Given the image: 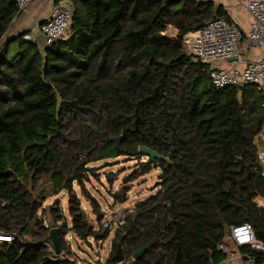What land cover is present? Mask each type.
<instances>
[{
    "label": "trees",
    "instance_id": "1",
    "mask_svg": "<svg viewBox=\"0 0 264 264\" xmlns=\"http://www.w3.org/2000/svg\"><path fill=\"white\" fill-rule=\"evenodd\" d=\"M70 1L69 35L41 48L26 38L30 30L10 34L21 13L14 0H0V229L13 236L0 242V264H72L68 233L81 241L109 237L107 227L91 223L76 185L102 222L101 205L86 189L95 172L90 165L120 156L140 160L127 185L153 167L161 172L157 191L127 209L125 225L114 231L109 264H120L113 258L118 244L122 264H219L226 255L218 244L245 221L264 242V206L257 201L264 199L262 96L251 84L214 87L210 66L183 43L213 19L232 22L224 6ZM141 146L168 161H141ZM49 215L60 228V254ZM246 251L264 263L263 254Z\"/></svg>",
    "mask_w": 264,
    "mask_h": 264
},
{
    "label": "built area",
    "instance_id": "2",
    "mask_svg": "<svg viewBox=\"0 0 264 264\" xmlns=\"http://www.w3.org/2000/svg\"><path fill=\"white\" fill-rule=\"evenodd\" d=\"M14 1L19 12L22 13L37 0ZM246 5L252 18L250 30L246 35L236 23L228 22L224 18H217L209 21L199 29L186 33L183 37V43L196 59H200L210 66V76L214 87L222 89L238 84L243 86L247 84L254 85L262 96L264 108V54L259 59L247 61L242 70L216 66L219 61L229 60L230 57L238 56L240 58L242 55L241 44L245 37L250 42H264V0H247ZM72 20L73 7L71 1L59 0L58 3L55 1L49 18L39 26L45 37L46 46L67 37ZM258 157L262 166L261 173L264 177V118L260 131ZM133 207L128 210L132 211ZM126 214L127 210H114L106 221V227L109 231L112 232L124 226ZM12 241L13 236L0 229V242ZM233 246H249L264 255V242L257 238L254 226L249 221L231 225L227 239L218 244V250L226 255H232ZM72 264L92 263L81 257H75L72 259Z\"/></svg>",
    "mask_w": 264,
    "mask_h": 264
},
{
    "label": "rangeland",
    "instance_id": "3",
    "mask_svg": "<svg viewBox=\"0 0 264 264\" xmlns=\"http://www.w3.org/2000/svg\"><path fill=\"white\" fill-rule=\"evenodd\" d=\"M41 1L47 2V0ZM19 18L16 20V22H14L11 32L18 33L19 30H22L21 32H26V30H28L30 27L33 28V30H36V25H38L36 24L37 20ZM33 30L31 29V31ZM146 160L147 156H143L141 159V161ZM139 162L140 160L137 158L131 159L126 156H120L119 158H110L90 165L95 169L96 173L91 172L90 179L88 182H86V189L92 196L97 198L99 204L101 205V208L104 212V218L102 222H98V220H96L97 216L95 213H93L90 201L87 197H85V193L83 194L82 189L76 185V189L81 196L83 208L87 213H89L91 223L96 229H98L100 225H102L103 228L106 227V221L109 219L110 214H112L114 210H127L132 208L136 202L149 197L151 194L157 191L156 184L158 181V176L161 172L159 167H153L149 173L141 175L128 185L124 183L125 179L130 177L137 169ZM125 186L129 187L126 194L127 196L121 201H117L115 194H120ZM54 198L55 197L48 198L46 204H51ZM61 202L67 214V197H62ZM47 221H49L48 218ZM114 234V231H112L109 237L105 238L104 240H97L91 237L87 241H81L78 237H76V235L70 232L67 235V239L69 240L68 243L71 247V255L68 257L72 260L76 257L75 255H77L78 257H81L92 264H109L107 260L109 259L112 252V240ZM119 263L122 264V262Z\"/></svg>",
    "mask_w": 264,
    "mask_h": 264
},
{
    "label": "crops",
    "instance_id": "4",
    "mask_svg": "<svg viewBox=\"0 0 264 264\" xmlns=\"http://www.w3.org/2000/svg\"><path fill=\"white\" fill-rule=\"evenodd\" d=\"M213 1H215L217 4L224 6L225 10L228 12V14L231 17L232 22L236 23L239 26V28L245 33V35L246 33L249 32L252 18H251V14L247 9V5H246L247 0H213ZM54 3L55 0H47V2L37 0L36 2L29 5L27 10L22 12L14 21L16 22V20H18L19 17H20L19 19L29 18L31 20H37L36 24L38 25H36L37 26L36 30H33V28L29 26L30 28H28L26 32L29 30L31 31L32 29L34 33L33 31H31L29 35L26 36V38L32 40L35 39L39 43L41 48H44L46 46V42H45V37L42 34L39 26L49 18ZM12 27L10 29L11 35H20L25 32V31L21 32L22 30H19L18 33H13L11 32ZM168 33L171 36H175L177 34V30L172 27H169ZM241 49H242V55L239 58V60L237 61L222 60L219 61L216 64V66L225 69L237 68L239 70H242L245 67L247 61L259 59L264 54V42L263 43L250 42L249 39L245 37L244 40L242 41ZM257 201L259 202L260 205L264 206L263 198L259 197ZM249 248H250L249 246H244V248L233 246L232 255L225 254L226 258L222 260L219 264H256V258L250 256V254L246 251ZM75 256L78 257L77 255Z\"/></svg>",
    "mask_w": 264,
    "mask_h": 264
},
{
    "label": "water",
    "instance_id": "5",
    "mask_svg": "<svg viewBox=\"0 0 264 264\" xmlns=\"http://www.w3.org/2000/svg\"><path fill=\"white\" fill-rule=\"evenodd\" d=\"M169 1V0H167ZM239 60L238 56H233L229 58V61H237ZM243 85L242 84H238L236 85L237 88H241ZM122 140V136L116 137L113 139L116 147L119 149L120 148V143ZM140 152L141 154L149 157L151 160L154 159H160V160H166L168 161V158L159 154L157 151L147 147V146H141L140 147ZM239 162L242 164V166H244L243 160L240 159ZM2 203V200L0 199V204ZM4 207L8 210H10L11 208V204H4ZM48 223L50 226V232H49V237L52 241L53 247L56 251L57 254H60L62 252V246H61V239H60V228L58 226H56L54 220L52 219V217L49 215L48 216ZM149 249V246L142 248L141 250L137 251L134 255L133 258L134 260H138L141 257H143L146 253V251ZM114 260H116L117 262H122L124 259L123 256V249L121 244L117 245V251L115 256L113 257Z\"/></svg>",
    "mask_w": 264,
    "mask_h": 264
}]
</instances>
